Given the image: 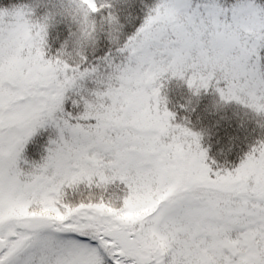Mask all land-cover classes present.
Masks as SVG:
<instances>
[{
    "label": "snow or ice",
    "instance_id": "6c2138e0",
    "mask_svg": "<svg viewBox=\"0 0 264 264\" xmlns=\"http://www.w3.org/2000/svg\"><path fill=\"white\" fill-rule=\"evenodd\" d=\"M80 3L95 31L109 0ZM46 26L0 8V264H264V140L213 168L160 95L169 74L264 112V0H156L109 36L106 72L46 58ZM93 74L104 87L73 121L65 91ZM45 125L46 155L24 160Z\"/></svg>",
    "mask_w": 264,
    "mask_h": 264
},
{
    "label": "trees",
    "instance_id": "16d2710c",
    "mask_svg": "<svg viewBox=\"0 0 264 264\" xmlns=\"http://www.w3.org/2000/svg\"><path fill=\"white\" fill-rule=\"evenodd\" d=\"M155 2L156 0H109L108 7L94 14L102 28L96 33L95 42L84 50L87 62L97 64L99 71L106 72L110 69L102 59L105 53L112 50L113 58L119 59V54L115 51L117 46L109 39L108 24L104 20L109 12L114 13L119 22V37L122 41L136 31ZM223 2L228 3L229 0ZM60 6L61 0H0V8H22L30 19L36 21ZM75 30L76 23L56 11L45 29V57L60 55L62 45H66V50L71 49V33ZM260 54L264 58V48L260 49ZM94 75L77 81L65 91L63 114L67 116L71 113L73 121L84 111L85 99H94L93 89L102 90L104 87L97 83ZM165 76L167 78H161L160 95L164 98L163 106L174 114L171 122L200 133L201 147L206 149V162L213 168L234 167L253 145L264 140V112H256L237 100H223L212 83L207 89L195 92L186 79L169 74ZM220 83L222 86L223 82ZM74 100L76 103H73ZM56 135L57 130L51 125L38 128L26 142L21 154L24 160L39 161L46 155L49 139ZM20 163L26 166L23 160ZM119 183L115 181L111 187ZM79 187L87 191L83 183Z\"/></svg>",
    "mask_w": 264,
    "mask_h": 264
},
{
    "label": "clouds",
    "instance_id": "9594fccd",
    "mask_svg": "<svg viewBox=\"0 0 264 264\" xmlns=\"http://www.w3.org/2000/svg\"><path fill=\"white\" fill-rule=\"evenodd\" d=\"M59 11L62 15L69 17L72 21L76 23V30L71 33L72 48L66 50V45H62L61 53L66 61L74 62L79 58L80 55L84 54L85 48L90 44L94 43L96 39V33L101 30L102 25L98 24L96 30H93V23L95 18L89 17L85 21L84 12L87 11L86 8L80 3V0H61V6L54 10L52 13L45 15L41 21L44 23H49L50 19L55 12ZM107 31L109 36L115 39L119 36L120 26L119 22L113 13V19L108 23ZM75 53V54H74Z\"/></svg>",
    "mask_w": 264,
    "mask_h": 264
}]
</instances>
